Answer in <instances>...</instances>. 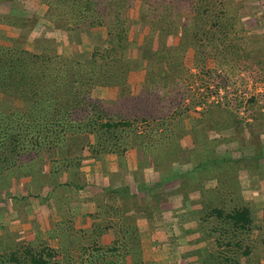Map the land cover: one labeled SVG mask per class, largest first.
<instances>
[{
  "label": "rangeland",
  "instance_id": "rangeland-1",
  "mask_svg": "<svg viewBox=\"0 0 264 264\" xmlns=\"http://www.w3.org/2000/svg\"><path fill=\"white\" fill-rule=\"evenodd\" d=\"M16 1L17 7L10 9L8 3H3L0 11H11L28 25L0 23V34L20 37L26 50L87 56L95 46L103 45L104 28L84 29L75 41H69L43 17L46 4L40 0ZM238 13L242 25L235 35L238 51L257 49L260 43L264 47V0H242ZM142 14L145 11L137 0L124 9L132 42L129 55L134 59L139 56L144 63V36L151 35L154 49L157 31L150 30V19ZM171 43L176 44V37ZM0 44L9 41L0 39ZM192 57V49L188 48L184 63L192 77L182 80L181 84H186L183 104L175 98L169 108L170 113L180 117L179 124L170 120L171 125L176 124L170 132L176 141L170 144L173 158L158 163L131 146L119 156L104 153L94 159L85 147H76L71 153L79 159L73 168L53 170L47 160L35 161L30 171L19 174L5 167L0 173V264H11L6 261L11 252L23 256L25 250L35 252L41 248L54 253L49 264H67L68 257L71 264H87L83 261L86 252L81 257L80 250L71 248V243L80 240L89 246L86 242L90 235L101 246L111 245L116 231L122 228L121 222L136 233L138 248L118 258L107 255L118 264H208V260L219 264L218 256L223 264L222 255L238 264H264V58L260 57L261 65L254 60L241 63V69L215 68L208 58L204 68L197 70ZM143 73L142 68L128 72L127 91L133 93L140 88ZM212 79L215 82L211 83ZM206 86L209 90L218 86L217 94L206 91ZM205 91L210 95L203 98ZM115 94L116 88L101 85H94L90 91L93 98L105 102ZM192 102L200 104L184 111L175 106ZM1 107L21 108L22 102L0 93ZM250 107L248 115L245 109ZM241 117L243 122L239 121ZM245 122L250 125L245 126ZM144 124L137 123L138 132ZM165 176L169 179L163 180ZM82 202H92L93 208L81 214L76 227ZM204 203L224 210L246 205L252 218L247 231L235 238L220 230L212 232L213 220L202 219ZM66 227L72 232L62 230ZM236 238L239 248L231 247ZM225 242L231 244L223 246ZM245 246L249 248L247 256L243 254Z\"/></svg>",
  "mask_w": 264,
  "mask_h": 264
},
{
  "label": "trees",
  "instance_id": "trees-1",
  "mask_svg": "<svg viewBox=\"0 0 264 264\" xmlns=\"http://www.w3.org/2000/svg\"><path fill=\"white\" fill-rule=\"evenodd\" d=\"M40 1L46 4L43 17L53 28L64 32L69 41H75L80 31L91 27L104 28L106 36L103 45L95 46L87 56H62L44 50L28 51L20 43V37L12 39L0 34V39L9 41V44H0V93L22 102L21 108H0V173L5 167L15 174L30 171L34 163L43 160H47L53 170L73 168L79 159L78 155L71 153L76 147H85L88 156L94 159L104 153L119 156L126 147L134 146L153 161L169 160L174 157L170 144L176 142L170 137L171 126L176 124L171 125L170 120H176L177 124L180 121V117L170 113L169 108L175 98L183 104L186 84L181 83L192 77L187 72L189 66L184 63L186 50L192 49V65L197 70L204 68L208 58L214 62L215 68L241 69V63L250 60L259 65L263 63L260 59L264 58L261 43L257 49L238 51L235 35L242 26L238 18L242 0H137L145 11L142 15L150 19V30L157 31L154 49L151 48V35L144 36L142 51L147 54L144 63L139 56L138 61L128 52L132 42L128 39L130 24L124 17V9L131 7L136 0ZM3 3H8L10 9L17 7L16 0H0V5ZM11 13L0 11V23L28 25L22 17ZM173 37H176V44L171 43ZM140 48L138 46L139 51ZM137 68L144 70L143 80L140 88L130 93L126 87L127 74ZM94 85L114 87L116 94L106 102L93 98L90 91ZM217 88L209 90L206 86L205 90L216 95ZM206 91L203 98L210 95ZM192 104L175 106L183 107L181 111H184L200 102ZM239 105L240 102L235 108ZM250 109H245L248 115ZM239 121L243 122V117ZM139 122H144L145 126L138 132ZM244 125L250 124L245 122ZM167 179V176L163 178ZM202 209V219L213 220L211 231L220 230L230 238L243 235L252 221L246 205L224 210L204 203ZM121 226L111 245L101 246L89 235L86 242L90 243L89 246L79 240L76 244L72 242L71 248L79 249L81 257L86 252L83 261L87 264L96 261L118 264L116 259L110 260L107 255L118 258L131 255L138 248L137 241L134 242L136 233L123 222ZM62 230L71 231L68 227ZM239 243L236 238L230 244L237 248ZM217 244L220 246L219 242ZM230 244L225 242L222 245L227 247ZM58 250L63 251V248ZM15 253L11 252L6 261L11 264H49L54 254L47 248L35 252L25 250L23 256ZM243 254H249L247 246ZM218 257L219 264H222ZM67 261V264L72 262L69 257ZM222 262L238 264L232 258L229 261L227 255H222ZM208 264H212L211 260Z\"/></svg>",
  "mask_w": 264,
  "mask_h": 264
},
{
  "label": "crops",
  "instance_id": "crops-1",
  "mask_svg": "<svg viewBox=\"0 0 264 264\" xmlns=\"http://www.w3.org/2000/svg\"><path fill=\"white\" fill-rule=\"evenodd\" d=\"M95 167V165H94ZM95 174V173H94ZM80 211L79 213L77 214L76 218H75V224H76V227H79V220H80V216L81 214H84V213H89L90 210H92L93 208V205H92V202H89V203H86V202H82L80 203ZM86 220H88L89 218H85ZM88 221H87V225H88ZM25 229V228H24Z\"/></svg>",
  "mask_w": 264,
  "mask_h": 264
}]
</instances>
